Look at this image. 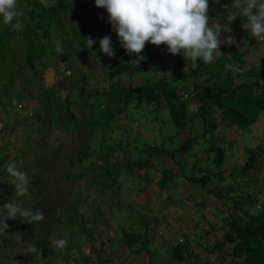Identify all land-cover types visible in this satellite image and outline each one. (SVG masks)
I'll return each mask as SVG.
<instances>
[{"label": "rangeland", "instance_id": "374dc122", "mask_svg": "<svg viewBox=\"0 0 264 264\" xmlns=\"http://www.w3.org/2000/svg\"><path fill=\"white\" fill-rule=\"evenodd\" d=\"M55 1L18 0L24 12L20 21L25 25L31 18L28 27L39 33L33 40L23 35L27 27L13 32L11 25L0 17V215L6 217L7 210L3 206L11 202L31 209L37 205L44 213V219L33 225L29 239L32 243L27 234L21 240L15 233H0V264H17V261L20 264H82L83 257L90 264H186L174 257L172 249L185 240L196 256L191 258L193 263H231L233 260L225 256L230 244H223L221 251L212 247L224 234L222 221L228 214L242 217L243 211L253 213L264 205V110L245 132L227 126L214 110L212 117L216 129L205 139L199 138L198 103L191 96L203 87V78L184 79L192 67L190 58L182 53H168L164 50L166 45L146 42L141 55L147 59L140 62V66L145 65L140 67L141 71L132 76L123 72L114 79L118 76L121 86L127 90L128 83L149 85L159 78L152 71L157 67L161 66L157 71H177L182 79L177 84L183 88L181 99L186 102L189 122L177 130L172 139L163 136L172 134L173 130L162 100L154 112L153 106H147L144 101L135 107V99H132L128 109L116 114L107 124L105 119L107 114L110 115L111 105L106 103L105 96L94 95L95 90L101 93L108 90L107 79L96 58V54L104 55L99 51L97 27L102 26L111 34L115 52L124 49L107 22L108 13L105 9L100 12L103 8H97L95 0H84L86 12L79 21L71 20L66 3V7L55 14H45ZM213 1L215 3L209 6L207 13L211 16L210 26L219 20L224 28L221 40L228 36L234 38L232 46L242 55L243 71L256 65L262 66L264 71V37H254L243 29L245 21L241 16L233 21L227 19L223 5L228 1L231 8L235 0ZM73 22L78 24V31L73 28ZM47 23L49 32L41 34L40 29H46ZM88 36L97 41L91 50L86 48L84 40ZM57 45L62 47L63 55L56 53ZM123 56L128 57V54H118L116 59L106 58L115 62ZM214 57L215 60V54ZM212 82L214 80L209 81ZM45 92L51 94L50 100L45 97ZM68 93V111L74 120L65 119L57 124L50 121L51 117L58 118V112L65 116L64 98ZM89 94L94 96L93 105ZM155 115L158 123L160 120L165 122L163 127H158L156 121L151 123ZM83 122L92 124L84 127L83 133L71 130H79L76 126ZM102 128L107 130L102 131ZM101 135L107 137L104 146L116 148L112 158L105 157L98 148L102 143ZM186 139L195 140V144L184 154H175L174 160L180 161L182 166L172 163L166 155L154 156L150 159L151 168L140 170L138 174L122 173L108 189L101 184L102 180L93 178L100 169L90 171L88 165L92 161L100 164L99 156L118 162L122 156L135 158L134 147L142 149L160 143L173 147ZM210 145H217L225 153L217 170L223 181L211 177L205 182L204 189L217 185L224 193L231 187L226 198L205 194L203 187L186 181L181 175L198 177L199 172L192 169H214L210 161L214 154L206 155L203 151ZM85 148L88 158L79 163L78 153ZM56 149L60 150L57 154L53 153ZM246 149L256 153V162L253 170L243 172L241 167L248 157ZM10 161L27 173L30 180L28 195L18 197L13 194V178L6 171ZM163 167L170 169L172 179L168 189L158 190L155 184ZM145 175L149 181H144ZM229 197L250 201L229 211L232 207ZM143 218L147 227L142 226ZM17 220L21 221V218ZM121 229L142 233L141 240H148L151 256L145 252L135 253L132 247L128 249L123 244ZM54 239H66V247L57 248L52 243ZM32 245L41 249L40 257L27 252Z\"/></svg>", "mask_w": 264, "mask_h": 264}, {"label": "trees", "instance_id": "16d2710c", "mask_svg": "<svg viewBox=\"0 0 264 264\" xmlns=\"http://www.w3.org/2000/svg\"><path fill=\"white\" fill-rule=\"evenodd\" d=\"M65 3L67 4L66 11L70 13L72 21H79V19L86 12V4L84 0H74L73 2H67L66 0H56L55 5H53L50 10L44 11V13L48 14L51 12L55 14L58 9L66 7L64 6ZM30 20L31 18H29L27 20V24L24 25V28H27L26 31L24 30L23 35H25L28 39L30 38L33 40L39 35V33L34 32L31 30L32 28L30 29L28 27V24L31 22ZM37 24L38 23H36V25ZM39 24L42 26L43 22L40 21ZM46 26V29H40L41 34L49 32V23H47ZM97 29L99 31V39L105 35L111 36V34L108 32H104L102 26H98ZM45 36H48V34ZM38 39H41V36ZM219 50L222 53L221 57H217L210 64H205L203 60H198V67L189 68L188 73L183 77L184 79L197 77L203 78V87L199 88L191 96V98L196 100L198 103L197 118L200 121L201 131L199 132V138L201 139H205L207 135L216 129V123L212 117L214 110L219 112L220 121L224 122L227 126L235 127L241 132L247 131L248 128L256 121L258 113L261 110H264L263 67L256 65L250 67L247 69V71H243V82L237 84L236 80L241 79V77L233 74L231 71L226 72L225 65L235 62L242 69V55L232 45L229 46L222 44ZM124 53L125 52H122V55H125ZM134 56L135 54L129 57H123V60L113 63L110 60H106L105 58L99 56V54H96L98 65L103 69V74L108 82V90L106 92L101 93L95 90L94 93V95L99 93L100 95L105 96L106 103L111 105V109L109 110L110 115H106L105 121H107L108 124L111 122L112 118L116 116V114L123 113L125 110H127L129 102L132 99H135V107H138L141 102L144 101L147 106H153L154 112H157V107L162 100L163 105L169 113L171 128L173 131L172 134L164 135L160 132L162 129L161 128L159 133L172 139L177 130L184 128L189 122L186 102L181 99V91H183V88L179 87L177 84L182 79L178 75H175V71L172 70V79H162L159 77L149 85L129 87L127 90H125L120 84V78L114 79V76L122 74L123 72H128V75L131 76L133 72H135V68L128 63L134 58ZM106 66L107 68H105ZM140 67L143 68L142 66ZM157 68L160 69L161 66ZM157 68L152 69V71L155 73ZM211 80H214V82L209 83ZM110 82L111 84L109 87ZM77 91L80 93L78 89ZM50 95V93L46 95L45 92V97L47 100H50ZM68 96H70V93H68L64 98L65 116L63 113L61 114L58 112V118L55 117V119L51 117L50 121H53L57 124L58 122L60 123V121H65V119L74 120L73 115L68 111L67 103L70 99V97L67 99ZM90 96L93 98V105L95 104V99L93 95ZM119 104L120 106H118ZM157 120L158 116L155 115L150 121L153 123L154 121L157 122ZM91 124L92 122H83L82 125L76 126L79 130H76V128H72L71 130L76 131L78 134L83 133L84 127L90 126ZM164 124L165 122L163 123L161 120L160 123L157 122V125H159L158 127H163ZM101 130L105 131L107 128H102ZM103 134L107 135V133ZM105 135H101L102 143L98 144V148L100 149V152H102V154L109 159L110 157L112 158L116 148L104 146L106 144L105 141L107 140ZM192 144H195V140L193 141L186 139L182 142H177V145L173 147H168L165 143L152 145V147H143L142 149L134 147L133 149L136 150L135 158L122 156L120 161L117 162V160H114L110 162L107 158L99 156V160L101 162L100 164L92 161L89 162L88 165L90 166V171L100 169L97 174H93V178H95L97 181L102 180L101 184H104V188L108 189L112 187L115 179L119 178L122 173L138 174V171L140 170H147L151 168L152 164L150 163V159L154 156L158 157L161 155H166L172 163L182 166L180 161L174 160V156L175 154H184L189 149H191ZM85 147H87L86 144ZM84 150L85 151L78 153L79 163L88 158V149L85 148ZM203 151L206 155L209 153L214 154L213 158L210 160L213 164L212 168L214 169H192V171L197 170L199 172L200 175L198 177H190L185 174L181 175L186 181L199 185L204 189L205 182L211 177L216 178L218 182L223 181L220 171L217 170L224 161L225 153L217 145H210L203 149ZM262 151H264V148ZM59 152V149L53 150V153L55 154ZM245 152L247 153L248 157L246 162L241 167L243 172L253 170L254 164L256 162L255 152H252L250 149H246ZM205 158L208 159L209 157ZM160 173L161 176L156 182L155 186L158 190L166 188L168 189V183L172 179L171 171L167 167H163ZM144 178L145 182L149 181L148 175H145ZM204 191L205 194H212L217 198H226L231 191V187H227L224 193L220 192L217 185L213 186L212 189H204ZM229 199L231 200L232 204V207H229V211H231V209L235 210L234 207L241 208L244 202L250 201V199L247 198L244 200L242 197H229ZM37 208L38 206L36 205L32 208V210L35 212ZM0 218L3 217L0 215ZM223 221L222 223L225 227L224 234L221 236V240L216 242L212 248L214 250L221 251L223 244H230L229 252L227 255H225L233 260L229 264H264V205L253 213L243 211L242 217H233L231 214H228L226 219ZM5 223L8 225L6 232L15 233L18 238L24 240L26 234L28 235V238H30L32 233L31 231L34 229L33 225H36L37 222L32 224L24 223V227H20L19 224L16 225L10 220L5 221ZM142 224H147L146 219H142ZM120 232L122 234L123 244L128 249H131L132 247L135 253L145 252L148 256H151L150 254L152 253H150V251L147 249L148 240H141L142 236L140 233L125 232L122 229ZM172 249L174 250L173 255L178 259V261H184L186 264H197L193 263L191 260V258L195 259L196 256L193 255L189 250V245L186 240L183 241L182 244L175 246ZM88 261L89 260H87L86 257H83L82 264H90L87 263ZM216 264H222V262Z\"/></svg>", "mask_w": 264, "mask_h": 264}, {"label": "clouds", "instance_id": "9594fccd", "mask_svg": "<svg viewBox=\"0 0 264 264\" xmlns=\"http://www.w3.org/2000/svg\"><path fill=\"white\" fill-rule=\"evenodd\" d=\"M95 6L105 9L108 13L107 22L118 37L120 46L129 56L135 54V59L128 63L134 68H138L140 62L147 59L141 55L146 42L155 46L166 45L168 53L172 55H186L191 60L192 68L198 67V60H203L205 64L212 63L214 54L221 57L219 48L222 44L230 46L235 43L232 36L221 40L220 34L224 28L219 24V20L210 26L207 14L209 0H95ZM224 7L228 20L233 21L237 16H241L245 21L243 29L250 31L254 37H264V0H235L231 8L228 5ZM23 15L18 0H0V17L6 24L11 25L13 32L24 28L19 19ZM71 24L78 31V24ZM84 40L86 48L90 50L97 43L91 36L85 37ZM55 50L57 54L63 55L60 45H57ZM99 51L109 58H115L116 52L110 35L99 39ZM92 54L95 55V52ZM184 71L187 72L188 69L185 67ZM225 71H231L241 77L236 80L237 84L243 82V69L237 63L226 64ZM156 74L162 79H172L170 71H156ZM6 171L13 178V194L18 197L28 195L30 180L27 173L21 171L14 161L7 163ZM3 208L7 210V215L0 218V233L6 232L7 220L17 225L38 223L44 219L42 210L37 209L34 212L18 203H7ZM18 216L21 221L16 220ZM142 226L147 227V224ZM52 243L63 249L67 240L54 239ZM27 252L36 253L39 257L41 255V249L35 245L30 246ZM17 264L20 262L17 261Z\"/></svg>", "mask_w": 264, "mask_h": 264}, {"label": "crops", "instance_id": "0c3cea01", "mask_svg": "<svg viewBox=\"0 0 264 264\" xmlns=\"http://www.w3.org/2000/svg\"><path fill=\"white\" fill-rule=\"evenodd\" d=\"M223 1V0H222ZM215 2L213 1V0H209V6L211 7L213 4H214ZM225 5H230L229 4V2L227 1V3L225 4ZM225 5H223V6H225ZM225 8V7H224ZM103 10L104 9H100V12H103ZM217 14V13H216ZM209 21H211V16H209ZM97 26V25H96ZM104 32H107L106 31V28L104 29ZM98 34H99V31H98V33H97V36H98ZM110 34V33H109ZM119 49H120V47H118ZM122 48V47H121ZM165 51H167V46L165 47V49H164ZM122 52H125V54H127L126 53V51L125 50H121L120 49V51H118V52H116L117 54H116V56H115V58H113V59H116V58H118V54H122ZM99 56H101V55H99ZM101 57H103V58H105L106 60H110V59H107L106 58V56L105 55H102ZM124 57V56H123ZM128 57H129V55H128ZM121 60V59H120ZM122 60H123V58H122ZM117 61H119V60H116L115 62H113V63H117ZM125 62V61H124ZM173 70V69H172ZM139 71H141V69H140V66L138 67V68H135V72H137V73H139ZM146 71V70H145ZM145 71H142V72H145ZM135 72H133V74L135 73ZM172 72V71H171ZM175 75H178L177 74V71H175ZM129 76V75H128ZM132 76V75H131ZM179 76V75H178ZM180 77V76H179ZM116 79H118V76L116 77ZM185 79H187V78H185ZM155 81V80H154ZM153 81V82H154ZM152 82V83H153ZM179 83H180V81H179ZM139 85H142V84H136V85H131V84H129L128 83V88L129 87H136V86H139ZM143 86V85H142ZM145 86V85H144Z\"/></svg>", "mask_w": 264, "mask_h": 264}]
</instances>
